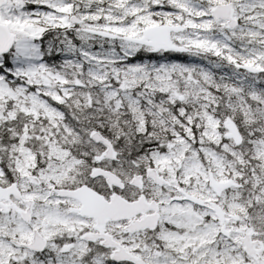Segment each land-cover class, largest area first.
I'll return each mask as SVG.
<instances>
[{"label":"snow or ice","instance_id":"6c2138e0","mask_svg":"<svg viewBox=\"0 0 264 264\" xmlns=\"http://www.w3.org/2000/svg\"><path fill=\"white\" fill-rule=\"evenodd\" d=\"M0 264H264V0H0Z\"/></svg>","mask_w":264,"mask_h":264}]
</instances>
